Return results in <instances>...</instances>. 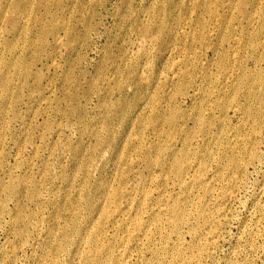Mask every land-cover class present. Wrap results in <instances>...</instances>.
Listing matches in <instances>:
<instances>
[{"label":"rangeland","instance_id":"1","mask_svg":"<svg viewBox=\"0 0 264 264\" xmlns=\"http://www.w3.org/2000/svg\"><path fill=\"white\" fill-rule=\"evenodd\" d=\"M162 25H164L163 30L160 29ZM263 25L264 0H0V76L2 75L0 77V264L4 262V264H34L35 260V264H88L87 255L90 258L96 257L94 260L104 258L102 260L105 264H111V258L123 250L122 240L124 242L129 238L130 231H132L133 239V259L129 264H141L143 261L151 259L152 250L156 248L157 244L158 247H161L162 244V247L179 245L188 248L198 244L199 241L206 253L203 255L202 264H264ZM146 60L147 62H145ZM11 62L16 65L11 66L9 64ZM4 73L6 75H3ZM174 75H177L176 78ZM241 76H246V81L242 80ZM1 78L5 80V83ZM251 87H254V90L251 91ZM3 100L8 101L4 103ZM5 104L6 107H4ZM201 106L203 107L201 108ZM245 110L250 112V116H247ZM160 111L163 113L161 114ZM197 119H200L201 122ZM198 122L201 123L200 126ZM103 123H106L105 126ZM9 124H12L11 128ZM90 134L92 135L90 136ZM34 136L36 137L34 138ZM191 136L192 139H190ZM194 138L196 139L194 140ZM164 139H166L165 142ZM8 141L10 142L8 143ZM29 143L31 144L29 145ZM32 148L33 150H31ZM161 148L163 152L160 150ZM145 151L149 154L147 155ZM185 153L187 154L186 171L181 182L176 173V165L180 155ZM30 159L32 160L30 161ZM83 162L86 164L83 165ZM107 165L111 168V172ZM72 166L75 171H72ZM120 166L123 171L119 169ZM241 166L242 168H240ZM126 168L130 173L126 171ZM43 174H46V177ZM214 174L216 175L214 176ZM3 175L4 177H2ZM69 175L72 177H68ZM31 176L33 181H31ZM145 176L150 180L145 179ZM193 176L200 178L203 183L201 185L193 183ZM106 177H109L110 180ZM131 177L135 180H130ZM189 180L191 181L189 182ZM107 181L109 182L107 183ZM136 181L140 182V185L136 184ZM119 183L122 185L120 186ZM28 185L30 188L27 187ZM48 187H51V190ZM34 188L36 189L34 190ZM123 188L124 190H122ZM153 189L154 192L150 193ZM47 190L51 192L49 193ZM212 190L214 191L212 192ZM56 191L58 192L56 193ZM145 191L147 192L145 193ZM45 192L49 194L45 195ZM113 192L116 193V196H120L116 198L115 194L112 195ZM84 193L85 195H83ZM128 194L129 196H127ZM34 195L37 200L34 199ZM112 196H115V199ZM198 197L199 200H197ZM11 199L12 203L9 202ZM6 205H9V210ZM175 205L185 208L186 213L185 222L182 224L181 233L178 236L170 232L168 223L171 217L169 208ZM71 206L76 210L71 209ZM164 207L165 209H162ZM218 207L220 208L219 212ZM208 208H210L209 211ZM3 210L5 211L3 212ZM123 211L127 212L124 214ZM151 211L155 212L154 215L157 219L159 218L158 222L162 226V231L171 233H169L171 236H168L163 243H154V247L148 245L146 239L136 240L135 238L140 234V230L134 226V221L139 220L143 224H147L150 222V217L154 216ZM118 213L121 214L119 218H117ZM200 213L211 216V220H205L203 214ZM12 216L14 217L12 218ZM65 216L69 217L66 219ZM39 225L40 227H38ZM117 226L120 227L118 230ZM81 228L83 230H80ZM85 230H88L87 233L97 234L99 250L90 252L89 245L85 246L82 243V237L86 234ZM80 231L82 232L79 233ZM194 231L196 233L201 231L202 236L196 237ZM61 234L63 237L60 236ZM37 235L38 237H36ZM241 237L242 240H240ZM47 238L49 241H46ZM215 240L218 241L215 242ZM24 241L27 242L24 243ZM102 243H105V246ZM41 245H44V248ZM50 248H53V251ZM4 250L6 251L4 252ZM43 252L46 255L49 253L48 257ZM73 253L75 255L71 256ZM35 256L39 259L37 260ZM10 257H12L11 260ZM56 259H60L61 262Z\"/></svg>","mask_w":264,"mask_h":264},{"label":"bare ground","instance_id":"2","mask_svg":"<svg viewBox=\"0 0 264 264\" xmlns=\"http://www.w3.org/2000/svg\"><path fill=\"white\" fill-rule=\"evenodd\" d=\"M143 1H144V0H143ZM260 1H261V0H260ZM259 3H260V2H259ZM257 10H258V9H257ZM161 12H162V11H161ZM30 13H31V12H30ZM183 13H184V12H183ZM235 13H236V12H235ZM6 15H7V14H6ZM145 16H146V15H145ZM255 16H256V15H255ZM260 16H261V15H260ZM192 18H193V17H192ZM214 22H215V21H214ZM156 23H157V22H156ZM185 23H186V22H185ZM150 24H151V23H150ZM187 24H188V23H187ZM217 24H218V23H217ZM163 26H164V25H162V26L160 27L161 30L164 29ZM263 26H264V25H263ZM151 27H152V25H151ZM152 28H153V27H152ZM187 28H188V27H187ZM149 29H150V28H149ZM176 29H177V28H176ZM151 30H152V29H151ZM127 31H128V30H127ZM26 32H27V31H26ZM130 36H131V35H130ZM133 36H134V34H133ZM182 37H183V36H182ZM9 38H10V37H9ZM12 38H14V37H12ZM254 39H255V38H254ZM1 40H2V39H1ZM9 41H10V39H9ZM11 41H12V40H11ZM141 41H142V40H141ZM144 42H145V41H144ZM233 43H234V42H233ZM149 44H150V43H149ZM238 44H239V41H238ZM140 45H141V44H139V46H140ZM154 46H155V45H154ZM252 46H253V45H252ZM140 47H141V46H140ZM140 47H139V48H140ZM144 47H145V46H144ZM149 47L151 48L150 45H149ZM182 48H183V47H182ZM234 49H235V48H234ZM138 51H139V50H138ZM170 51H171V50H170ZM209 51H210V50H209ZM176 52H177V51H176ZM7 53H8V52H7ZM172 53H173V52H172ZM240 53H241V52H240ZM152 54H153V53H152ZM174 54H175V53H174ZM133 55H134V54H133ZM183 56H184V55H183ZM57 57H58V56H57ZM41 58H42V57H41ZM176 58H177V57H176ZM180 58H181V57H180ZM167 59H168V57H167ZM169 59H170V57H169ZM154 60H155V59H154ZM178 60H180V59H178ZM214 61H215V60H214ZM145 62H147V60H146ZM9 64H10L11 66H15V65H16L14 62H11V63H9ZM164 64H165V63H164ZM145 65H146V63H145ZM146 66H147V65H146ZM203 66H204V65H203ZM215 66H216V65H215ZM163 67H164V66H163ZM165 67H166V66H165ZM171 70H172V69H171ZM235 70H236V69H235ZM236 71H237V70H236ZM106 72H107V71H106ZM208 72H209V71H208ZM229 72H230V71H229ZM1 73H2V72H1ZM177 74H178V73H177ZM3 75H6V74L4 73ZM169 75H170V74H169ZM1 76H2V75H1ZM1 76H0V77H1ZM174 76H175V75H174ZM174 76H173V77H174ZM176 76H177V75H176ZM176 76H175V78H176ZM6 77H7V76H6ZM229 77H230V76H229ZM3 78H4V77H3ZM7 78H8V77H7ZM220 78H221V77H220ZM232 78H233V77H232ZM1 79H2V78H1ZM26 79H27V78H26ZM35 79H36V78H35ZM201 79H202V78H201ZM208 79H209V78H208ZM241 79L246 81V76H241ZM2 80H3V79H2ZM130 80H131V79H130ZM130 80H129V81H130ZM161 80H162V79H161ZM167 80H168V79H167ZM192 80H193V79H192ZM4 81H5V80H3V82H4ZM25 81H26V80H25ZM30 81H31V80H30ZM219 81H220V80H219ZM223 81H224V80H223ZM94 82H95V81H94ZM96 82H98V81L96 80ZM163 82H164V81H163ZM1 83H2V81H1ZM4 83H5V82H4ZM6 83H7V82H6ZM10 83H11V82H10ZM24 83H25V82H24ZM22 84H23V83H22ZM131 84H132V83H131ZM1 85H2V84H1ZM25 85H26V84H25ZM57 86H58V85H57ZM0 87H1V86H0ZM53 87H54V86H53ZM78 87H79V86H78ZM210 87H211V86H210ZM228 87H229V86H228ZM228 87H227V88H228ZM21 88H22V87H21ZM26 88H27V87H26ZM1 89H2V88H1ZM23 89H24V88H23ZM129 89H131V88H129ZM262 89H263V88H262ZM5 90H7V89H5ZM252 90H254V87H251V91H252ZM0 91H1V90H0ZM2 91H3V90H2ZM22 91H24V90H22ZM99 91H100V88H99ZM127 91H128V90H127ZM151 91H152V90H151ZM153 92H154V91H153ZM160 92H161V91H160ZM179 92H180V91H179ZM213 92H214V91H213ZM4 93H6V92H4ZM23 93H24V92H23ZM46 93H47V92H46ZM176 93H177V92H176ZM2 94H3V93H2ZM99 94H100V93H99ZM178 94H179V93H178ZM195 94H196V93H195ZM0 95H1V93H0ZM32 95H33V94H32ZM37 95H38V94H37ZM37 95H36V96H37ZM175 95H176V94H175ZM217 95H218V94H217ZM159 96H160V95H159ZM166 96H167V95H166ZM0 97H1V96H0ZM106 97H107V96H106ZM174 97H175V96H174ZM7 98H8V96H7ZM94 98H95V97H94ZM166 98H167V97H166ZM4 99H5V98H4ZM8 99H9V98H8ZM149 99H150V98H149ZM159 99H160V98H159ZM161 100H163V99H161ZM164 100H165V99H164ZM209 100H210V99H209ZM1 101H2V100H1ZM3 101H4V100H3ZM5 101H8V100H5ZM5 101H4V103H5ZM36 101H37V100H36ZM38 101H39V99H38ZM38 101H37V102H38ZM79 101H80V100H79ZM15 102H17V101H15ZM15 102H13V103H15ZM82 102H83V101H82ZM106 102H107V101H106ZM161 102H162V101H161ZM220 102H221V101H220ZM0 103H1V102H0ZM63 103H64V102H63ZM84 103H85V102H84ZM84 103H83V104H84ZM100 103H101V102H100ZM146 103H147V102H146ZM158 103H159V102H158ZM221 103H222V102H221ZM2 104H3V103H2ZM2 104H1V105H2ZM107 104H108V103H107ZM209 104H210V103H209ZM17 105H18V104H17ZM42 105H43V104H42ZM161 105H162V104H161ZM179 105H180V104H179ZM179 105H178V107H180ZM211 105H212V104H211ZM263 105H264V104H263ZM158 106H159V105H158ZM233 106H234V105H233ZM2 107H3V106H2ZM2 107H1V108H2ZM4 107H6V104L4 105ZM102 107H103V106H102ZM161 107H162V106H161ZM202 107H203V106H201V108H202ZM228 107H229V106H228ZM263 107H264V106H263ZM99 108H100V107H99ZM150 108H151V107H150ZM173 108H175V107H173ZM207 108H208V107H207ZM51 109H52V108H51ZM62 109H63V108H62ZM102 109H103V108H102ZM158 109H159V108H158ZM160 109H161V108H160ZM165 109H166V108H165ZM209 109H210V108H209ZM149 110H150V109H149ZM173 110H174V109H173ZM178 110H179V109H178ZM24 111H26V110H24ZM97 111H98V110H97ZM157 111H158V110H157ZM245 111H246L247 116H250V112H249L248 110H245ZM0 112H1V110H0ZM160 112H161V114L163 113L162 111H160ZM165 112H166V111H165ZM170 112H171V114L173 115L172 111H170ZM170 112H169V116H170ZM190 112H191V111H190ZM60 113H61V112H60ZM100 113H101V112H100ZM156 113H157V112H156ZM205 113H206V112H205ZM210 113H211V112H210ZM0 114H1V113H0ZM24 114H25V113H24ZM158 114H160V113H158ZM179 114H180V113H179ZM17 115H18V114H17ZM31 115H32V114H31ZM97 115H98V114H97ZM124 115H126V114H124ZM172 115H171V116H172ZM195 115H196V114H195ZM233 115H234V114H233ZM23 116H24V115H23ZM38 116H39V114H38ZM38 116H37V117H38ZM40 116H41V115H40ZM137 116H138V115H137ZM154 116H155V114H154ZM162 116H163V115H162ZM175 116H176V115H175ZM206 116H207V115H206ZM30 117H31V116H30ZM93 117H94V116H93ZM101 117H102V116H101ZM152 117H153V116H152ZM199 117H200V116H199ZM204 117H205V116H204ZM25 118H26V117H25ZM43 118H44V117H43ZM156 118H157V116H156ZM176 118H177V117H176ZM191 118H192V117H191ZM197 118H198V117H197ZM2 119H3V118H2ZM22 119H23V118H22ZM33 119H34V118H33ZM55 119H56V118H55ZM92 119H94V118H92ZM164 119H165V118H164ZM205 119H206V117H205ZM213 119H214V118H213ZM213 119H212V120H213ZM8 120H9V119H8ZM189 120H190V119H189ZM193 120H194V119H193ZM197 120H200V119H197ZM11 121H12V120H11ZM18 121H19V120H18ZM32 121H33V120H32ZM64 121H65V120H64ZM147 121H148V120H147ZM156 121L158 122V120H156ZM194 121H195V120H194ZM206 121H207V119H206ZM0 122H1V121H0ZM27 122H28V121H27ZM92 122H94V121H92ZM112 122H114V121H112ZM119 122H121V121H119ZM168 122H169V121H168ZM184 122H186V121H184ZM188 122H190V121H188ZM199 122H201V120H200ZM199 122H198V125L200 126L201 123L199 124ZM202 122H203V121H202ZM10 123H11V122H10ZM150 123H151V122H150ZM190 123H191V122H190ZM192 123H193V122H192ZM7 124H8V123H7ZM7 124H6V125H7ZM91 124H94V123H91ZM103 124H104V123H103ZM105 124H106V123H105ZM105 124H104V126H105ZM143 124H144V123H143ZM153 124H154V123H153ZM162 124H163V123H162ZM172 124H173V123H172ZM172 124H171V125H172ZM188 124H189V123H188ZM194 124H195V122H194ZM194 124H193V125H194ZM202 124H203V123H202ZM11 125H12V124H11ZM11 125L9 124V127H10ZM52 125H53V123H52ZM155 125H156V124H155ZM157 125H158V124H157ZM193 125H192V127H193ZM48 126H49V125H48ZM50 126H51V125H50ZM93 126H94V125H93ZM97 126H98V124H97ZM136 126H137V124H136ZM142 126H144V125H142ZM177 126H179V125L177 124ZM199 126H198V127H199ZM11 127H12V126H11ZM11 127H10V128H11ZM62 127H63V126H62ZM86 127H87V125H86ZM91 127H92V126H91ZM102 127H103V126H102ZM201 127H202V126H201ZM203 127H204V126H203ZM29 128H30V127H29ZM47 128H48V127H47ZM47 128H46V129H47ZM70 128H71V127H70ZM75 128H76V127H75ZM79 128H80V127H79ZM79 128H78V130H79ZM87 128H88V127H87ZM93 128H94V127H93ZM103 128H104V127H103ZM162 128H163V127H162ZM171 128H172V127H171ZM171 128H170V129H171ZM173 128H174V126H173ZM187 128H188V127H187ZM187 128H186V129H187ZM193 128H194V127H193ZM209 128H210V127H209ZM72 129H73V127H72ZM101 129H102V128H101ZM104 129H106V128H104ZM151 129H152V128H151ZM174 129H175V128H174ZM190 129H191V128H190ZM49 130H50V129H49ZM93 130H95V129H93ZM134 130H135V129H134ZM155 130H156V129H155ZM158 130H159V129H158ZM172 130H173V129H172ZM183 130H184V129H183ZM188 130H189V128H188ZM188 130H187V131H188ZM1 131H2V130H1ZM6 131H7V130H6ZM71 131H72V130H71ZM87 131H88V130H87ZM87 131H86V132H87ZM96 131H97V129H96ZM102 131H103V130H102ZM129 131H131V130H129ZM187 131H186V132H187ZM189 131H190V130H189ZM189 131H188V133H189ZM202 131H203V130H202ZM7 132H8V131H7ZM7 132H6V133H7ZM12 132H13V131H12ZM12 132H11V133H12ZM45 132H47V131L45 130ZM48 132H49V131H48ZM88 132H89V131H88ZM90 132L92 133V130H91ZM93 132H94V131H93ZM118 132H119V131H118ZM172 132H173V131H172ZM172 132H171V133H172ZM181 132H182V131H181ZM195 132H196V129H195ZM43 133H44V131H43ZM95 133H96V132H95ZM98 133H99V132L97 131V134H98ZM101 133H102V132H101ZM131 133H132V132H131ZM201 133H202V132H201ZM204 133H205V132H204ZM206 133H207V132H206ZM208 133H209V132H208ZM8 134H9V133H8ZM74 134H75V133H74ZM157 134H159V133H157ZM166 134H167V131H166ZM173 134H174V133H173ZM191 134H192V132H191ZM216 134H217V133H216ZM232 134H233V133H232ZM45 135H46V133H45ZM60 135H61V133H60ZM62 135H63V134H62ZM75 135H76V134H75ZM91 135H92V134H90V136H91ZM103 135H104V134H103ZM105 135H106V134H105ZM115 135H116V134H115ZM155 135H156V134H155ZM177 135H178V134H177ZM181 135H182V133H181ZM195 135H196V133H195ZM31 136H32V135H31ZM64 136H65V135H64ZM72 136H73V135H72ZM106 136H107V135H106ZM131 136H133V135L131 134ZM166 136H167V135H166ZM193 136H194V133H193ZM201 136H202V135H201ZM204 136H205V135H204ZM216 136H217V135H216ZM226 136H227V135H226ZM4 137H5V136H4ZM6 137H7V136H6ZM35 137H36V136H34V138H35ZM52 137H53V136H52ZM58 137H59V135H58ZM99 137H100V135H99ZM101 137H102V135H101ZM136 137H137V136H136ZM152 137H153V136H152ZM152 137H151V138H152ZM195 137H196V136H195ZM253 137H254V136H253ZM1 138H2V137H1ZM8 138H9V137H8ZM8 138H7V139H8ZM38 138H39V137H38ZM62 138H63V137H62ZM154 138H155V137H154ZM156 138H157V137H156ZM159 138H160V137H159ZM170 138H172V136H170ZM187 138H188V137H187ZM206 138H207V137H206ZM229 138H230V137H229ZM50 139H51V138H50ZM66 139H68V138H66ZM91 139H92V138H91ZM175 139H176V138H175ZM190 139H192V136H191ZM190 139H189V140H190ZM195 139H196V138H194V140H195ZM240 139H241V138H240ZM240 139H239V140H240ZM245 139H246V138H245ZM1 140H2V139H1ZM9 140L11 141V139H9ZM46 140H47V139H46ZM61 140H62V139H61ZM71 140H72V139H71ZM104 140H105V139H104ZM129 140H130V139H129ZM129 140H128V142H129ZM140 140H141V139H140ZM143 140H144V139H143ZM165 140H166V139H164V142H165ZM173 140H174V139H173ZM187 140H188V139H187ZM10 141H8V143H9ZM59 141H60V140H59ZM83 141H84V140H83ZM97 141H98V140H97ZM97 141H96V144H97ZM130 141H131V140H130ZM145 141H146V140H145ZM153 141H154V140H153ZM0 142H1V141H0ZM31 142H32V141H31ZM34 142H35V141H34ZM46 142H47V141H46ZM68 142H69V141H68ZM72 142H73V141H72ZM128 142H127V143H128ZM132 142H133V141H132ZM136 142H137V141H136ZM146 142H147V141H146ZM178 142H179V141H178ZM5 143H6V142H5ZM36 143H37V142H36ZM42 143H43V142H42ZM65 143H66V142H65ZM74 143H75V142H74ZM98 143H99V142H98ZM100 143H101V141H100ZM100 143H99V144H100ZM133 143H134V142H133ZM133 143H132V144H133ZM139 143H140V142H139ZM153 143H155V142H153ZM157 143H158V142H157ZM157 143H156V144H157ZM160 143H161V142H160ZM30 144H31V143H29V145H30ZM49 144H50V143H49ZM61 144H62V142H61ZM99 144H98V145H99ZM103 144H104V143H103ZM149 144H150V143H149ZM169 144H170V143H169ZM172 144H173V143H172ZM175 144H176V143H175ZM0 145H1V144H0ZM7 145H8V144H7ZM21 145H22V144H21ZM21 145H19V146H21ZM59 145H60V144H59ZM62 145H63V144H62ZM66 145H67V144H66ZM100 145H101V144H100ZM145 145H146V144H145ZM153 145H155V144H153ZM157 145H158V144H157ZM163 145H165V144H163ZM236 145H237V144H236ZM25 146H26V145H25ZM35 146H36V145H35ZM71 146H72V145H71ZM92 146H93V145H92ZM94 146H95V145H94ZM161 146H162V144H161ZM165 146H166V145H165ZM205 146H206V145H205ZM239 146H240V145H239ZM33 147H34V146H33ZM51 147H52V145H51ZM55 147H56V145H55ZM55 147H54V148H55ZM99 147H100V146H99ZM115 147H116V146H115ZM140 147H141V146H140ZM142 147H143V146H142ZM150 147H151V146H150ZM163 147H164V146H163ZM169 147H170V146H169ZM24 148H26V147H24ZM27 148H28V147H27ZM27 148H26V149H27ZM48 148H49V147H48ZM54 148H53V149H54ZM57 148H58V147H57ZM68 148H69V147H68ZM90 148H91V146H90ZM95 148H96V147H95ZM97 148H98V147H97ZM126 148H127V147H126ZM148 148H149V147H148ZM151 148H152V147H151ZM153 148H154V147H153ZM155 148H156V146H155ZM166 148H167V147H166ZM211 148H212V147H211ZM21 149H22V148H21ZM117 149H118V148H117ZM128 149H129V148H128ZM191 149H192V147H191ZM191 149H190V150H191ZM24 150H25V149H24ZM31 150H33V148H32ZM54 150H55V149H54ZM57 150H58V149H57ZM89 150H90V149H89ZM125 150H126V149H125ZM142 150H143V149H142ZM150 150H151V149H150ZM160 150L162 151V148H161ZM160 150H159V151H160ZM172 150H173V149H172ZM186 150H187V149H186ZM26 151H27V150H26ZM26 151H25V152H26ZM29 151H30V150H29ZM61 151H62V150H61ZM70 151H71V150H70ZM95 151H96V149H95ZM97 151H98V150H97ZM136 151H137V150H136ZM146 151H147V150H146ZM146 151H145V152H146ZM151 151H152V150H151ZM153 151H154V150H153ZM179 151H180V150H179ZM23 152H24V151H23ZM31 152H32V151H31ZM31 152H30V153H31ZM52 152H54V151L52 150ZM57 152H58V151H57ZM57 152H56V153H57ZM62 152H63V151H62ZM145 152H144V154H145ZM162 152H163V151H162ZM210 152H212V151H210ZM234 152H235V151H234ZM247 152H248V151H247ZM0 153H1V152H0ZM2 153H3V152H2ZM20 153H21V151H20ZM28 153H29V152H28ZM39 153H40V152H39ZM45 153H46V152H45ZM96 153H97V152H96ZM96 153H94V154H96ZM129 153H130V150H129ZM129 153H128V154H129ZM134 153H135V152H134ZM136 153H138V152H136ZM146 153H147V155L149 154L148 152H146ZM173 153H175V152H173ZM179 153H180V152H179ZM200 153H201V152H200ZM23 154H24V153H23ZM105 154H106V153H105ZM115 154H116V153H115ZM125 154H126V153H125ZM125 154H124V155H125ZM176 154H177V153H176ZM198 154H199V153H198ZM238 154H239V153H238ZM241 154H242V153H241ZM42 155H43V154H42ZM112 155H113V154H112ZM142 155H143V154H142ZM189 155H190V154H189ZM235 155H236V154H235ZM0 156H1V155H0ZM32 156H33V154H32ZM50 156H51V155H50ZM53 156H54V154H53ZM55 156H56V155H55ZM91 156H92V155H91ZM132 156H133V155H132ZM143 156H144V155H143ZM159 156H160V155H159ZM180 156H181V157H180V159L178 160L179 162H178L177 165H176V173H177V176L179 177V180L182 182V180H183V175H184V173H185V171H186V169H185V168H186V167H185V164H186L185 160H186V158H187V154L185 153V154H182V155H180ZM201 156H202V155H201ZM239 156H240V155H239ZM241 156H242V155H241ZM22 157H23V156H22ZM92 157H93V156H92ZM104 157H105V155H104ZM112 157H113V156H112ZM114 157H115V156H114ZM116 157H117V156H116ZM152 157H153V156H152ZM177 157H178V155H177ZM193 157H194V156H193ZM195 157H196V156H195ZM234 157H235V156H234ZM18 158H20V157H18ZM30 158H31V157H30ZM52 158H53V157H52ZM101 158H102V157H101ZM105 158H106V157H105ZM124 158H125V157H124ZM139 158H140V157H139ZM142 158H143V157H142ZM160 158H161V157H160ZM166 158H167V157H166ZM174 158H175V157H174ZM197 158H198V157H197ZM197 158H196V159H197ZM241 158H242V157H241ZM27 159H28V158H27ZM34 159H35V158H34ZM50 159H51V158H50ZM67 159H68V158H67ZM89 159H90V158H89ZM92 159H93V158H92ZM97 159H98V158H97ZM102 159H103V158H102ZM129 159H130V158H129ZM132 159H133V158H132ZM145 159H146V158H145ZM176 159H177V158H176ZM176 159H175V160H176ZM208 159H209V157H208ZM214 159H215V158H214ZM31 160H32V159H30V161H31ZM82 160H83V159H82ZM93 160H95V158H94ZM116 160H117V158H116ZM133 160H134V159H133ZM136 160H137V159H136ZM149 160H151V159H149ZM156 160H157V158H156ZM169 160H170V159H169ZM173 160H174V159H173ZM175 160H174V161H175ZM189 160H190V159H189ZM216 160H218V159H216ZM220 160H221V159H220ZM220 160H219V162H220ZM243 160H244V159H243ZM24 161H25V160H24ZM26 161H27V160H26ZM51 161H52V160H51ZM88 161H89V160H88ZM88 161H87V162H88ZM113 161H114V160H113ZM117 161H118V160H117ZM117 161H116V162H117ZM127 161H128V160H127ZM131 161H132V160H131ZM158 161H159V159H158ZM174 161H173V162H174ZM197 161H198V160H197ZM205 161H206V160H205ZM241 161H242V160H241ZM1 162H2V161H1ZM16 162H17V161H16ZM16 162H15V163H16ZM21 162H22V161H21ZM91 162H92V161H91ZM93 162H94V161H93ZM133 162H134V161H133ZM133 162H132V163H133ZM141 162H142V161H141ZM152 162H153V161H152ZM160 162H161V161H160ZM162 162H163V161H162ZM194 162H195V161H194ZM219 162H218V163H219ZM17 163H18V162H17ZM23 163H24V162H23ZM40 163H41V162H40ZM49 163H50V162H49ZM54 163H55V162H54ZM69 163H70V162H69ZM72 163H73V162H72ZM72 163H71V164H72ZM99 163H100V162H99ZM139 163H140V162H139ZM139 163H138V164H139ZM146 163H147V162H146ZM148 163H149V162H148ZM155 163H156V162H155ZM188 163H189V162H188ZM200 163H201V162H200ZM218 163H217V164H218ZM238 163H239V162H238ZM240 163H241V162H240ZM244 163H245V162H244ZM59 164H60V163H59ZM65 164H66V163H65ZM84 164H86V162H85V163L83 162V165H84ZM95 164H96V162H95ZM113 164H116V163L113 162ZM151 164H152V163H151ZM205 164H206V163H205ZM212 164H213V163H212ZM241 164H242V163H241ZM3 165H4V163H3ZM3 165H2V166H3ZM20 165H21V163H20ZM47 165H48V164H47ZM47 165H46V166H47ZM49 165H50V164H49ZM80 165H81V164H80ZM98 165H99V164H98ZM128 165L131 166V164H128ZM171 165H172V164H171ZM221 165H222V164H221ZM221 165H220V166H221ZM229 165H230V164H229ZM18 166H19V165H18ZM23 166H24V164H23ZM23 166H22V167H23ZM27 166H28V165H27ZM46 166H45V167H46ZM76 166H77V165H76ZM86 166L88 167V165H86ZM86 166H85V167H86ZM121 166H122V165H121ZM121 166H120L119 169H121ZM141 166H142V164H141ZM144 166H145V165H144ZM148 166H149V165H148ZM162 166H163V165H162ZM174 166H175V165H174ZM195 166H196V165H195ZM212 166H213V165H212ZM13 167H14V166H13ZM15 167H16V166H15ZM19 167H20V166H19ZM24 167H25V166H24ZM50 167H51V166H50ZM54 167H55V166H54ZM54 167H53V168H54ZM80 167L82 168V166H80ZM83 167H84V166H83ZM90 167H91V165H90ZM90 167H89V168H90ZM107 167H108V165H107ZM136 167H139V166H136ZM150 167H151V166H150ZM150 167H149V169H150ZM156 167H157V165H156ZM192 167H193V166H192ZM200 167H201V166H200ZM208 167H209V166H208ZM217 167H218V166H217ZM231 167H232V166H231ZM4 168H5V167H4ZM33 168H34V167H33ZM33 168H32V169H33ZM95 168H96V167H95ZM98 168H99V167H98ZM108 168H109V167H108ZM129 168H131V167H129ZM143 168H144V167H143ZM152 168H153V167H152ZM166 168H167V167H166ZM194 168H195V167H194ZM212 168H213V167H212ZM219 168H220V167H219ZM240 168H242V166H241ZM243 168H244V167H243ZM1 169H2V168H1ZM13 169H14V168H13ZM30 169H31V168H30ZM30 169H29V170H30ZM72 169H73V170H72ZM72 169H71L72 171H75V170H74V166H72ZM109 169H110V172H111V168H109ZM126 169H127V168H126ZM132 169H134V168H132ZM164 169H165V167H164ZM174 169H175V167H174ZM202 169H203V168H202ZM21 170H22V168H21ZM23 170H25V169L23 168ZM34 170H35V169H34ZM71 170H70V171H71ZM77 170H78V168H77ZM86 170H87V169H86ZM121 170L123 171V169H121ZM136 170H137V169H136ZM136 170H134V171H136ZM142 170H143V169H142ZM153 170H154V169H153ZM196 170H197V169H196ZM207 170H208V169H207ZM211 170H212V169H211ZM16 171H17V170H16ZM19 171H20V170H19ZM50 171H51V170H50ZM58 171H59V170H58ZM80 171H81V170H80ZM80 171H79V172H80ZM83 171H84V170H83ZM83 171H82V172H83ZM91 171H92V170H91ZM126 171L129 172L128 169H127ZM138 171H139V170H138ZM146 171H147V170H146ZM5 172H6V171H5ZM67 172H68V171H67ZM79 172H78V173H79ZM88 172H89V170H88ZM118 172H119V171H118ZM131 172H132V171H131ZM147 172H148V171H147ZM167 172H169V171H167ZM190 172H191V170H190ZM207 172H209V171H207ZM226 172H227V171H226ZM2 173H3V171H2ZM12 173H13V172H12ZM12 173H11V174H12ZM22 173H23V172H22ZM28 173H29V172H28ZM28 173H27V174H28ZM84 173H85V172H84ZM90 173H91V172H90ZM113 173H114V172H113ZM122 173H124V172H122ZM129 173H130V172H129ZM132 173H133V172H132ZM176 173H175V174H176ZM192 173H193V172H192ZM194 173H195V171H194ZM198 173H199V171H198ZM205 173H206V171L204 172V174H205ZM223 173H224V172H223ZM3 174H4V173H3ZM27 174H26V175H27ZM61 174H62V173H61ZM82 174H83V173H82ZM88 174H89V173H88ZM92 174H93V173H92ZM109 174H111V173H109ZM116 174H117V173L115 172V175H116ZM119 174H120V173H119ZM124 174H125V173H124ZM135 174H136V173H135ZM141 174H142V173H141ZM146 174H148V173H146ZM149 174H150V173H149ZM160 174H161V173H160ZM187 174H188V173H187ZM209 174H210V173H209ZM230 174H231V173H230ZM0 175H1V174H0ZM21 175H22V174H21ZM34 175H35V174H34ZM34 175H33V176H34ZM43 175H44V174H43ZM45 175H46V174H45ZM45 175H44V176H45ZM80 175H81V172H80ZM112 175H113V174H112ZM127 175H128V174H127ZM143 175H144V174H143ZM158 175H159V174H158ZM162 175H163V174H162ZM207 175H208V174H207ZM215 175H216V174H214V176H215ZM5 176H6V175H5ZM12 176H14V175H12ZM35 176H36V175H35ZM35 176H34V177H35ZM77 176H78V175H77ZM106 176H107V175H106ZM116 176H117V175H116ZM121 176H122V175H121ZM121 176H120V178H122ZM135 176H136V175H135ZM139 176H140V175H139ZM163 176H164V175H163ZM166 176H167V175H166ZM174 176H175V175H174ZM187 176H188V175H187ZM187 176H186V177H187ZM2 177H4V175H3ZM6 177H7V176H6ZM45 177H46V176H45ZM68 177H72V176L69 175ZM104 177H105V175H104ZM104 177H103V178H104ZM137 177H138V176H137ZM149 177H150V175H149ZM149 177L147 178V177L145 176V179L147 178V180H150ZM158 177H159V176H158ZM158 177H157V179H158ZM168 177H169V176H168ZM193 177H194V176H193ZM12 178H13V177H12ZM32 178H33V177L31 176V181H33ZM40 178H41V177H40ZM40 178H39V179H40ZM57 178H59V177H57ZM62 178H63V177H62ZM92 178H93V176H92ZM106 178L109 179V177H106ZM117 178H118V177H117ZM127 178H128V177H127ZM131 178H132V177H131ZM140 178H141V177H140ZM153 178H154V177H153ZM153 178H152V179H153ZM160 178H161V177H160ZM170 178H171V177H170ZM188 178H189V177H188ZM202 178H203V177H202ZM208 178H209V177H208ZM208 178H207V179H208ZM25 179H26V178H25ZM25 179H24V180H25ZM41 179H43V178H41ZM94 179H95V178H94ZM145 179H144V180H145ZM152 179H151V180H152ZM204 179H205V178H204ZM217 179H218V178H217ZM217 179H216V180H217ZM1 180H2V179H1ZM17 180H18V178H17ZM46 180H47V179H46ZM51 180H53V179H51ZM64 180H65V179H64ZM67 180H69V179H67ZM77 180H78V179H77ZM86 180H87V179H86ZM105 180H107V179H105ZM105 180H104V181H105ZM109 180H110V179H109ZM130 180H133V178L130 179ZM134 180H135V179H134ZM134 180H133V181H134ZM136 180H137V178H136ZM138 180H139V179H138ZM155 180H156V179H155ZM224 180H225V179H224ZM37 181H38V180H37ZM40 181H41V180H40ZM70 181H72V180H70ZM70 181H69V182H70ZM104 181H103V182H104ZM114 181H115V179H114ZM119 181H120V179H119ZM158 181H159V179H158ZM168 181H169V180H168ZM190 181H191V180H189V182H190ZM192 181H193V183H195V184H199V185H201V184L203 183V181H202L200 178H198V177H197V178L194 177V179H193ZM212 181H213V180H212ZM220 181H221V180H220ZM7 182H8V181H7ZM15 182H16V181H15ZM24 182H25V181H24ZM44 182H45V180H44ZM62 182H63V181H62ZM65 182H66V181H65ZM74 182H75V181H74ZM79 182H80V181H79ZM108 182H109V181H107V183H108ZM136 182H137V181H136ZM153 182H154V181H153ZM162 182H163V181H162ZM181 182H180V183H181ZM185 182H186V180H185ZM205 182H207V181H205ZM209 182H210V181H209ZM2 183H4V182H2ZM13 183H14V182H13ZM16 183H17V182H16ZM38 183H39V182H38ZM52 183H53V182H52ZM59 183H60V182H59ZM76 183H77V182H76ZM76 183H75V185H76ZM86 183H87V181H86ZM93 183H94V182H93ZM139 183H140V182H139ZM139 183L137 182L136 184H139ZM141 183H142V182H141ZM145 183H146V182H145ZM167 183H168V182H167ZM169 183H170V182H169ZM169 183H168V184H169ZM172 183H173V185H174V181H173ZM186 183H187V182H186ZM4 184H5V183H4ZM11 184H12V183H11ZM64 184H65V183H64ZM69 184H70V183H69ZM109 184H110V183H109ZM119 184H120V183H119ZM130 184H131V183H130ZM136 184H135V185H136ZM152 184H153V183H152ZM175 184H176V183H175ZM183 184H184V183H183ZM187 184H188V183H187ZM187 184H186V185H187ZM212 184H213V183H212ZM226 184H227V183H226ZM226 184H225V185H226ZM231 184H232V183H231ZM7 185H8V184H7ZM17 185H18V184H17ZM55 185H56V184H55ZM60 185H61V184H60ZM70 185H71V184H70ZM70 185H69V186H70ZM84 185H85V182H84ZM92 185H93V184H92ZM114 185H115V184H114ZM121 185H122V183L120 184V186H121ZM135 185H134V186H135ZM139 185H140V184H139ZM141 185H142V184H141ZM160 185H161V184H160ZM177 185H178V184H177ZM186 185H185V186H186ZM190 185H191V184H190ZM204 185H205V184H204ZM207 185H209V184H207ZM210 185H211V183H210ZM4 186H5V185H4ZM4 186H3V187H4ZM61 186H62V185H61ZM63 186H65V185H63ZM67 186H68V185H67ZM67 186H65V187H67ZM69 186H68V187H69ZM77 186H79V185H77ZM111 186H113V185H111ZM111 186H110V187H111ZM118 186H119V185H118ZM130 186H131V185H130ZM149 186H150V185H149ZM171 186H172V185H171ZM181 186H183L182 183H181ZM211 186H212V185H211ZM235 186H236V184H235ZM23 187H24V186H23ZM27 187H29V185H28ZM37 187H39V185H37ZM54 187H55V186H54ZM74 187H75V186H74ZM82 187H83V185H82ZM128 187H129V186H128ZM128 187H127V189H128ZM157 187H158V186H157ZM168 187H169V185H168ZM192 187H193V186H192ZM203 187H205V186H203ZM203 187H201V188H203ZM207 187H208V186H207ZM1 188H2V187H1ZM6 188H8V187H6ZM17 188H18V187H17ZM29 188H30V187H29ZM48 188H49V187H48ZM50 188H51V187H50ZM50 188H49V190H51ZM58 188H59V187H58ZM72 188H73V187H72ZM75 188H76V187H75ZM79 188H80V187H79ZM83 188H84V187H83ZM129 188H130V187H129ZM138 188H139V187H138ZM152 188H153V187H152ZM162 188H163V187H162ZM179 188H181V187H179ZM193 188H195V187H193ZM15 189H16V187H15ZM20 189H21V188H20ZM20 189H19V190H20ZM27 189H28V188H27ZM35 189H36V188H34V190H35ZM38 189H39V188H38ZM38 189H37V190H38ZM64 189H65V188H64ZM64 189H63V190H64ZM67 189H68V188H67ZM67 189H66V190H67ZM127 189H126V190H127ZM143 189H144V188H143ZM157 189H158V188H157ZM217 189H218V188H217ZM234 189H235V188H234ZM9 190H10V189H9ZM19 190H18V191H19ZM29 190H31V189H29ZM56 190H58V189H56ZM73 190H74V188H73ZM83 190H85V189H83ZM100 190L102 191V189H100ZM122 190H124V188H123ZM145 190H146V188H145ZM160 190H161V189H160ZM167 190H168V189H167ZM172 190H173V189H172ZM22 191H23V190H22ZM22 191H21V192H22ZM31 191H32V190H31ZM41 191H42V190H41ZM47 191H48V190H47ZM114 191H115V190H114ZM117 191H118V190H117ZM131 191H133V190H131ZM136 191H137V190H136ZM195 191H196V189H195ZM213 191H214V190H212V192H213ZM3 192H4V191H3ZM11 192H12V190H11ZM14 192H15V191H14ZM23 192L25 193V191H23ZM43 192H44V191H43ZM48 192H49V191H48ZM48 192H45V195H46V193H48ZM50 192H51V191H50ZM50 192H49V193H50ZM57 192H58V191H56V193H57ZM63 192H64V191H63ZM75 192H76V191H75ZM75 192H74V193H75ZM84 192H85V191H84ZM129 192H130V191H129ZM140 192H141V191H140ZM143 192H144V190H143ZM146 192H147V191H145V193H146ZM151 192L153 193V192H154V189H153V191H150V193H151ZM156 192H157V190H156ZM156 192H155V193H156ZM170 192H171V190H170ZM173 192H174V191H173ZM181 192H182V190H181ZM183 192H185V191H183ZM191 192H192V191H191ZM212 192H211V193H212ZM0 193H1V192H0ZM24 193H23V194H24ZM49 193H48V194H49ZM65 193H66V192H65ZM67 193H68V192H67ZM69 193H71V192H69ZM69 193H68V194H69ZM96 193H97V192H96ZM101 193H102V192H101ZM124 193H125V192H124ZM133 193H134V192H133ZM135 193H136V192H135ZM162 193H163V191H162ZM164 193H165V192H164ZM179 193H180V192H179ZM203 193H204V192H203ZM223 193H224V192H223ZM226 193H227V192H226ZM8 194H9V193H8ZM23 194H21V195L24 197ZM25 194H26V193H25ZM36 194H37V193H36ZM36 194H35V195H36ZM61 194H62V193L60 192V195H61ZM75 194H76V193H75ZM75 194H74V196H75ZM98 194H99V193H98ZM111 194H112V193H111ZM114 194H115V196H116V193H115V192H113L112 195H114ZM120 194H121V193H120ZM142 194H144V193H142ZM157 194H158V193H157ZM173 194H174V193H173ZM181 194H182V193H181ZM193 194H194V193H193ZM199 194H200V192H199ZM219 194H221V193L219 192ZM228 194H229V192H228ZM231 194H232V191H231ZM14 195H15V193H14ZM29 195H30V194H29ZM35 195H34V199H36V198H35ZM43 195H44V194H43ZM43 195H41V196L43 197ZM54 195H56L55 192H54ZM63 195H64V194H63ZM65 195L67 196V194H65ZM80 195H81V193H80ZM83 195H85V193H84ZM121 195H122V194H121ZM123 195H124V194H123ZM154 195H155V194H154ZM166 195H168V194L166 193ZM166 195H165V196H166ZM185 195H186V194H185ZM188 195H189V194H188ZM214 195H215V194H214ZM0 196H1V195H0ZM25 196H26V195H25ZM48 196H49V195H48ZM50 196H51V195H50ZM52 196H53V195H52ZM101 196H102V195H101ZM101 196H100V197H101ZM110 196H111V195H110ZM115 196H114V197H115ZM118 196H120V195H118ZM118 196H116V198H118ZM127 196H129V194H128ZM135 196H136V195H135ZM146 196H147V194H146ZM169 196H170V195H169ZM171 196H172V195H171ZM190 196H191V195H190ZM199 196H200V195H199ZM205 196H206V195H205ZM207 196H208V195H207ZM210 196H212V194H210ZM219 196H220V195H219ZM64 197H65V196H64ZM67 197H68V196H67ZM81 197H82V196H81ZM86 197H87V195H86ZM100 197H99V198H100ZM114 197L112 196V198H114ZM141 197H142V196H141ZM141 197H140V198H141ZM147 197H148V196H147ZM152 197H153V196H152ZM173 197H174V196H173ZM180 197H181V196H180ZM231 197H232V196H231ZM231 197H230V198H231ZM7 198H8V197H7ZM26 198H27V197H26ZM40 198H41V197H40ZM57 198H58V197H57ZM76 198H77V196H76ZM78 198H79V197H78ZM122 198H123V197H122ZM144 198H145V196H144ZM148 198H149V197H148ZM169 198H170V197H169ZM183 198H184V194H183ZM186 198H187V197H186ZM214 198H215V197H214ZM225 198H226V197H225ZM0 199H1V197H0ZM22 199H23V198H22ZM28 199H29V197H28ZM44 199H45V198H44ZM79 199H80V198H79ZM114 199H115V198H114ZM126 199H127V197H126ZM136 199H137V198H136ZM146 199H147V198H146ZM151 199H152V198H151ZM153 199H154V198H153ZM160 199H161V198H160ZM180 199H181V198H180ZM194 199H195V198H194ZM194 199H193V200H194ZM201 199H202V197H201ZM227 199H228V198H227ZM231 199H232V198H231ZM2 200H3V199H2ZM2 200H1V201H2ZM7 200H10V199H7ZM36 200H37V199H36ZM53 200H54V199H53ZM55 200H57V199H55ZM60 200H61V198H60ZM69 200H70V198H69ZM97 200H98V199H97ZM100 200H101V199H100ZM111 200H112V199H111ZM128 200H129V199H128ZM144 200H145V199H144ZM175 200H176V199H175ZM175 200H174V201H175ZM185 200H186V199H185ZM197 200H199V197L197 198ZM197 200H196V201H197ZM202 200H203V199H202ZM215 200H216V199H215ZM219 200H220V199H219ZM17 201H18V199H17ZM44 201H45V200H44ZM58 201H59V200H58ZM85 201H86V200H85ZM101 201H102V200H101ZM114 201H116V200H114ZM118 201H119V199H118ZM118 201H117V202H118ZM124 201H125V200H124ZM136 201H137V200H136ZM136 201H135V202H136ZM162 201H163V199H162ZM178 201L180 202V200H178ZM183 201H184V200H183ZM205 201H206V200H205ZM217 201H218V200H217ZM223 201H224V200H223ZM231 201H232V200H231ZM4 202H6V201H4ZM9 202L12 203V199H11V201H9ZM18 202H19V201H18ZM21 202H22V201H21ZM33 202H34V201H33ZM40 202H41V201H40ZM40 202H39V203H40ZM78 202H79V201H78ZM98 202H99V200H98ZM98 202H97V203H98ZM106 202H107V201H106ZM121 202H122V199H121ZM121 202H120V204H121ZM133 202H134V201H133ZM133 202H132V203H133ZM139 202H140V201H139ZM143 202H144V201H143ZM150 202H151V201H150ZM158 202H159V201H158ZM160 202H161V201H160ZM169 202H170V201H169ZM175 202H176V201H175ZM175 202H173V203H175ZM179 202H178V204H179ZM188 202H189V201H188ZM192 202H193V201H192ZM200 202H201V201H200ZM24 203H26V202H24ZM29 203H30V202H29ZM37 203H38V202H37ZM47 203H48V202H47ZM50 203H51V201H50ZM50 203H49V204H50ZM82 203H83V202H82ZM111 203H113V202H111ZM124 203H125V202H124ZM130 203H131V202H130ZM130 203H129V204H130ZM148 203H149V202H148ZM156 203H157V202H156ZM170 203H171V202H170ZM173 203H172V204H173ZM196 203H197V202H196ZM217 203H218V202H217ZM3 204H4V203H3ZM3 204H2V205H3ZM35 204H36V202H35ZM62 204H63V203H62ZM66 204H69V203H66ZM74 204H75V203H74ZM74 204H73V206H74ZM76 204H77V201H76ZM76 204H75V205H76ZM108 204H109V203H108ZM108 204H107V206H108ZM141 204H142V203H141ZM146 204H147V203H146ZM183 204H184V203H183ZM199 204H200V203H199ZM204 204H205V203H204ZM215 204H216V203H215ZM222 204H224V203H222ZM0 205H1V203H0ZM21 205H22V204H21ZM40 205H41V204H40ZM78 205H79V204H78ZM103 205H104V204H103ZM134 205H135V204H134ZM192 205H193V204H192ZM192 205H191V206H192ZM196 205H197V204H196ZM201 205H202V204H201ZM212 205H213V204H212ZM219 205H220V204H219ZM6 206H7V205H6ZM6 206H5V207H6ZM8 206H9V205H8ZM8 206H7V208H8ZM19 206H20V204H19ZM25 206H26V204H25ZM28 206H29V205H28ZM52 206H53V205H52ZM56 206H58V205H56ZM76 206H77V205H76ZM111 206H113V205H111ZM114 206H115V204H114ZM136 206H137V205H136ZM152 206H153V205H152ZM155 206H156V205H155ZM179 206H180V205H179ZM179 206H178V205H175V206H172L171 208H169V211H170V213H171L170 221L168 222V223H169V227H170L169 229H170V232L173 233V235L175 234L176 236H178V235L181 233L182 224L185 222V216H186V215H185L186 213H185V211H184L185 208L183 209V208H181V207H179ZM2 207H3V206H2ZM13 207H14V206H13ZM13 207H12V208H13ZM22 207H23V206H22ZM22 207H21V208H22ZM26 207H27V206H26ZM30 207H31V206H30ZM39 207H41V206H39ZM46 207H47V206H46ZM65 207H66V206H65ZM79 207H80V206H79ZM119 207H120V205H119ZM123 207H124V206H123ZM126 207H128V206H126ZM187 207H189V206H187ZM200 207H201V206H200ZM214 207H215V206H214ZM9 208H10V207H9ZM9 208H8V210H9ZM44 208H45V207H44ZM62 208H63V207H62ZM67 208H69V207H67ZM73 208H74V207L71 206V209H73ZM76 208H77V207H76ZM124 208H125V207H124ZM148 208H149V206H148ZM152 208H153V207H152ZM157 208H158V206H157ZM192 208H193V207H192ZM197 208H198V205H197ZM197 208H195V209H197ZM204 208H205V207H204ZM206 208H207V207H206ZM4 209L6 210V208H4ZM22 209H24V208H22ZM22 209H21V210H22ZM26 209H27V208H26ZM26 209H25V210H26ZM28 209H29V208H28ZM28 209H27V210H28ZM39 209H40V208H39ZM52 209H53V208H52ZM56 209H59V208L56 207ZM56 209H55V210H56ZM63 209H65V208H63ZM63 209H62V210H63ZM74 209H75V208H74ZM78 209H79V208H78ZM119 209H120V208H119ZM130 209H131V208H130ZM145 209H146V208H145ZM153 209H154V208H153ZM153 209H152V210H153ZM162 209H165V207L162 208ZM200 209H201V208H200ZM209 209H210V208H208V211H209ZM219 209H220V208L218 207V212L220 211ZM5 210H3V212H4ZM8 210H7V211H8ZM14 210H15V208H14ZM14 210H13V211H14ZM19 210H20V209H19ZM35 210H36V209H35ZM45 210H46V209H45ZM48 210H49V209H48ZM60 210H61V209H60ZM65 210H67V209H65ZM75 210H76V209H75ZM83 210H84V209H83ZM88 210H89V209H88ZM100 210H102V209H100ZM125 210H127V209H125ZM125 210H124V211H125ZM141 210H142V209H141ZM146 210H147V209H146ZM146 210H145V211H146ZM160 210H161V209H160ZM191 210H192V209H191ZM206 210H207V209H206ZM7 211H6V212H7ZM41 211H42V210H41ZM52 211H53V210H52ZM107 211H108V209H107ZM114 211H115V209H114ZM116 211H117V210H116ZM124 211H123V212H124ZM194 211H195V210H194ZM213 211H214V210H213ZM0 212H1V210H0ZM17 212H18V211H17ZM22 212H23V210H22ZM33 212H34V211H33ZM46 212H47V210H46ZM65 212H68V211H65ZM65 212H64V213H65ZM73 212H75V211H73ZM92 212H93V211H92ZM100 212H101V211H100ZM108 212H109V211H108ZM112 212H113V211H112ZM118 212H120V211H118ZM126 212H127V211H126ZM126 212H124V214H125ZM128 212H129V209H128ZM151 212H153V211H151ZM190 212H191V211H190ZM225 212H226V211H225ZM10 213H11V212H10ZM15 213H16V211H15ZM26 213H27V212H26ZM51 213H52V212H51ZM51 213H50V214H51ZM70 213H71V212H70ZM80 213H81V212H80ZM80 213H79V214H80ZM105 213H106V212H105ZM114 213H115V212H114ZM154 213H155V212H153L152 215H154ZM187 213H189V212H187ZM192 213H193V212H192ZM195 213H196V212H195ZM3 214L5 215V214H7V213H3ZM13 214H14V213H13ZM21 214H22V213H21ZM23 214H24V213H23ZM35 214H36V213H35ZM58 214H59V213H58ZM108 214H109V213H108ZM141 214H142V213H141ZM146 214H149V213H146ZM160 214H161V213H160ZM164 214H165V213H164ZM168 214H169V213H168ZM189 214H190V213H189ZM200 214H203V213H200ZM215 214H216V211H215ZM219 214H220V213H219ZM7 215H9V214H7ZM36 215H38V214H36ZM39 215H40V213H39ZM44 215H45V214H44ZM62 215H63V214H62ZM62 215H61V216H62ZM66 215H67V214H66ZM69 215H70V214H69ZM92 215H93V214H92ZM92 215H91V216H92ZM112 215H113V214H112ZM120 215H121V214L118 213L117 218H119ZM136 215H137V214H136ZM136 215H135V216H136ZM144 215H145V214H144ZM156 215H157V214H156ZM191 215H192V214H191ZM197 215H199V214H197ZM0 216H1V215H0ZM22 216H23V215H22ZM26 216H28V215L26 214ZM56 216H57V215H56ZM101 216H103V215H101ZM115 216H116V215H115ZM131 216H132V215H131ZM142 216H143V215H142ZM159 216H161V215H159ZM200 216H201V215H200ZM212 216H213V215H212ZM5 217H6V216H5ZM5 217H3V218H5ZM13 217H14V216H12V218H13ZM15 217H16V216H15ZM32 217H33V214H32ZM48 217H49V214H48ZM63 217H64V215H63ZM63 217H62V218H63ZM68 217H69V216H68ZM68 217L65 216L66 219H67ZM72 217H73V216H72ZM72 217H71V218H72ZM98 217H99V216H98ZM105 217H106V216H105ZM109 217H110V215H109ZM136 217H137V216H136ZM138 217H139V216H138ZM145 217H146V216H145ZM165 217H166V216H165ZM190 217H191V216H190ZM201 217H202V216H201ZM203 217H204V219L207 220V221H208V219H209V221L211 220V216H207V215L203 214ZM223 217H224V216H223ZM10 218H11V217H10ZM16 218H17V217H16ZM52 218H53V217H52ZM62 218H61V219H62ZM76 218H77V217H76ZM94 218H95V217H94ZM106 218H107V217H106ZM106 218H105V219H106ZM112 218H113V217H112ZM115 218H116V217H115ZM123 218H124V217H123ZM126 218H127V217H126ZM140 218H141V217H140ZM150 218H151V219H150ZM150 218H149V219H150V222H148L147 224H143V223H142L141 221H139V220L134 221V226H137L136 228H138V229L140 230V234L137 235L135 238H136V240H137V239H138V240H139V239H140V240H141V239H146V240L148 241V245H151V246L153 245V247H154V243H157V242L163 243V241H165V240L167 239L168 236H171V235H170L171 233L169 232V233H170V234H169L168 232L165 233L164 231H162V226H161V224L158 222V219H159V218L157 219L155 215L152 216V217H150ZM163 218H164V216H163ZM166 218H167V217H166ZM166 218H165V219H166ZM215 218H216V216H215ZM1 219H2V218H1ZM19 219H20V216H19ZM19 219H18V222H19ZM40 219H41V218H40ZM59 219H60V218H59ZM74 219H75V218H74ZM86 219H88V218H86ZM90 219H91V217H90ZM110 219H111V218H110ZM138 219H139V218H138ZM143 219H144V218H143ZM143 219H142V220H143ZM147 219H148V218H147ZM168 219H169V218H168ZM188 219H189V218H188ZM202 219H203V218H202ZM21 220H22V217H21ZM31 220H32V219H31ZM34 220H35V219H34ZM45 220H46V219H45ZM51 220H52V219H51ZM72 220H73V219H72ZM100 220H102V219H100ZM103 220H104V218H103ZM106 220H107V219H106ZM106 220H105V221H106ZM160 220H161V219H160ZM189 220H190V219H189ZM3 221H4V220H3ZM3 221H2V222H3ZM7 221H8V220H7ZM13 221H14V220H13ZM26 221L28 222V220H26ZM36 221H37V217H36ZM60 221H62V220H60ZM67 221H68V220H67ZM70 221H71V220H70ZM70 221H69V222H70ZM87 221H88V220H87ZM94 221H95V219H94ZM117 221H119V219H117ZM161 221H162V220H161ZM199 221H200V220H199ZM212 221H213V218H212ZM219 221H221V220H219ZM0 222H1V221H0ZM27 222H26V223H27ZM32 222H33V221H32ZM57 222H58V220H57ZM62 222H63V221H62ZM69 222H67V223L69 224ZM73 222H74V221H73ZM96 222H97V221H96ZM98 222H99V221H98ZM106 222H107V221H106ZM106 222H105V224H106ZM131 222H132V221H131ZM131 222H130V223H131ZM189 222H190V221H189ZM9 223H10V222H9ZM15 223H16V222H15ZM20 223H21V222H20ZM33 223H34V222H33ZM53 223H54V222H53ZM111 223H112V222H111ZM119 223H120V222H119ZM126 223H127V222H126ZM145 223H146V222H145ZM168 223H167V225H168ZM191 223H192V222H191ZM191 223H190V224H191ZM195 223H196V221H195ZM214 223H215V221H214ZM221 223H222V222H221ZM0 224H1V223H0ZM12 224H13V222H12ZM17 224H18V223H17ZM22 224H23V223H22ZM61 224H62V223H61ZM71 224H72V223H71ZM105 224H104V227H105ZM108 224H109V223H108ZM117 224H118V223H117ZM188 224H189V223H188ZM190 224H189V225H190ZM199 224H200V223H199ZM211 224H212V223H211ZM217 224H218V223H217ZM219 224H220V223H219ZM6 225H7V224H6ZM33 225H34V224H33ZM42 225H43V224H42ZM46 225H47V224H46ZM59 225H60V224H59ZM66 225H67V224H66ZM86 225H87V224H86ZM88 225H90V224H88ZM93 225H94V222H93ZM96 225H97V223H96ZM102 225H103V224H102ZM106 225H107V224H106ZM121 225H122V224H121ZM197 225H198V224H197ZM206 225H207V224H206ZM208 225H209V224H208ZM1 226H2V225H1ZM53 226H54V225H53ZM55 226H56V224H55ZM55 226H54V227H55ZM60 226H61V225H60ZM72 226H73V225H72ZM99 226L101 227L100 224H99ZM113 226H114V225H113ZM122 226H123V225H122ZM130 226H131V225H130ZM203 226H204V225H203ZM212 226H213V225H212ZM25 227H26V225H25ZM35 227H36V226H35ZM38 227H40V225H39ZM63 227H64V226H63ZM67 227H68V226H67ZM69 227H71V226H69ZM108 227H109V226H108ZM118 227H119V226H117V230H118ZM5 228H6V227H5ZM15 228H17V226H15ZM19 228H21V227H19ZM30 228H31V227H30ZM48 228H49V226H48ZM48 228H47V229H48ZM56 228H57V227H56ZM56 228H54V229H56ZM58 228H59V227H58ZM83 228H84V227H83ZM85 228H86V227H85ZM90 228H91V227H90ZM119 228H120V227H119ZM122 228H123V227H122ZM130 228H131V227H130ZM164 228H166V227H164ZM0 229H1V228H0ZM3 229H4V228H3ZM11 229H12V228H11ZM11 229H10V230H11ZM22 229H23V228H22ZM63 229H64V228H63ZM67 229H68V228H67ZM95 229H96V228H95ZM98 229H99V228H98ZM167 229H168V228H167ZM193 229H194V228H193ZM213 229H215V228H213ZM213 229H212V230H213ZM221 229H222V228H221ZM221 229H220V230H221ZM8 230H9V229H8ZM31 230H32V229H31ZM37 230H38V229H37ZM37 230H36V231H37ZM57 230H58V229H57ZM61 230H62V229H61ZM69 230H70V229H69ZM80 230H83V229L81 228ZM100 230H101V229H100ZM106 230H107V229H106ZM106 230H105V231H106ZM127 230H128V229H127ZM164 230H165V229H164ZM189 230H190V229H189ZM201 230H202V228H201ZM14 231H16V230H14ZM21 231H22V230H21ZM40 231H41V230H40ZM45 231H46V230H45ZM64 231H65V230H64ZM70 231H71V230H70ZM87 231H88V230H85L86 234H85V236L82 237V238H83L82 243H83L85 246H88V245H89L88 247H89L90 250H91L90 252H93V251H95V250H97V249L99 250V240H98L99 238H97V234H96V233H87ZM91 231H92V230H91ZM91 231H90V232H91ZM96 231H97V229H96ZM107 231H108V230H107ZM112 231H113V230H112ZM125 231H126V230H125ZM167 231H168V230H167ZM184 231H185V230H184ZM191 231H192V230H191ZM196 231H197V230H196ZM196 231H194V232H195L194 235H195L196 237H201V236H202L201 231H199V232H197V233H196ZM1 232H2V230H1ZM18 232H19V231H18ZM33 232H34V231H33ZM50 232H51V231H50ZM58 232H59V231H58ZM62 232H63V231H62ZM81 232H82V231H80L79 233H81ZM122 232H123V231H122ZM188 232H189V231H188ZM215 232H216V231H215ZM21 233H22V232H21ZM24 233H25V232H24ZM37 233H38V232H37ZM51 233L54 234L53 232H51ZM55 233H56V232H55ZM77 233H78V232H77ZM99 233H100V232H99ZM99 233H98V234H99ZM106 233H107V232H106ZM117 233H118V232H117ZM126 233H127V232H126ZM136 233H137V232H136ZM189 233H190V232H189ZM191 233H192V232H191ZM216 233H217V232H216ZM19 234H20V233H19ZM27 234H28V233H27ZM35 234H36V233H35ZM45 234H46V233H45ZM45 234H44V235H45ZM47 234H48V233H47ZM56 234H57V233H56ZM70 234H71V233H70ZM101 234H102V233H101ZM115 234H116V232H115ZM128 234H129V238H128L127 240H125V239H126V238H125V239H124L125 241L123 242V240L121 239V240H122V249H123V250H122L120 253L118 252V254H116L114 257L111 258V260H112V261H111V262H112L111 264H129V263L132 262V259H133V256H132V255H133V254H132V253H133V252H132V240H133V239H132V231H130V233H128ZM164 234H165V235H164ZM244 234H245V232H244ZM12 235H13V234H12ZM79 235H80V234H79ZM118 235H119V234H118ZM4 236H5V235H4ZM6 236H7V235H6ZM8 236H9V235H8ZM20 236H21V235H20ZM20 236H19V237H20ZM50 236H51V235H50ZM60 236H62V234H61ZM111 236H113V235L111 234ZM139 236H140V237H139ZM181 236H182V235H181ZM188 236H189V235H188ZM208 236H211V235H208ZM33 237H34V236H33ZM36 237H38V235H37ZM44 237H45V236H44ZM62 237H63V236H62ZM67 237H68V236H67ZM75 237H76V236H75ZM105 237L108 238V236H105ZM105 237H104V238H105ZM123 237H124V236H123ZM173 237H174V236H173ZM179 237H180V236H179ZM190 237H191V236H190ZM219 237H220V236H219ZM219 237H218V238H219ZM4 238H5V237H4ZM9 238H10V237H9ZM9 238H8V239H9ZM27 238H28V237H27ZM45 238H46V237H45ZM58 238H59V237H58ZM76 238H78V237H76ZM82 238H81V239H82ZM100 238H101V237H100ZM104 238H103V239H104ZM113 238H114V236H113ZM185 238H186V237H185ZM13 239H14V238H13ZM17 239H18V238H17ZM17 239H16V240H17ZM19 239H20V238H19ZM23 239H24V238H23ZM23 239H22V240H23ZM36 239H37V238H36ZM43 239H44V238H43ZM47 239H48V238H47ZM56 239H57V238H56ZM64 239H65V238H64ZM70 239H71V238H70ZM70 239H69V240H70ZM81 239H80V240H81ZM181 239H182V238H181ZM183 239H184V238H183ZM191 239H192V238H191ZM200 239H202V238H200ZM200 239H199V240H200ZM25 240H26V239H25ZM28 240H30V239H28ZM32 240H33V239H32ZM45 240H46V239H45ZM60 240H61V239H60ZM67 240H68V239H67ZM67 240H66V241H67ZM74 240H77V239H74ZM100 240H101V239H100ZM104 240H105V239H104ZM104 240H103V241H104ZM112 240H113V239H112ZM116 240H117V238H116ZM136 240H135V242H136ZM240 240H242V237L240 238ZM40 241H41V240H40ZM46 241H49V239L46 240ZM53 241H54V240H53ZM61 241H62V240H61ZM66 241H65V242H66ZM171 241H172V240H171ZM175 241H176V240H175ZM191 241H192V240H191ZM197 241H198V240H197ZM208 241H209V240H208ZM208 241H207V242H208ZM217 241H218V240H217ZM217 241L215 240V242H217ZM6 242H7V241H6ZM6 242H5V243H6ZM11 242H12V241H11ZM18 242H19V241H18ZM20 242L23 243L22 241H20ZM20 242H19V243H20ZM26 242H27V241H26ZM26 242L24 241V243H26ZM59 242H60V241H59ZM74 242H75V241H74ZM78 242H79V240H78ZM105 242H106V241H105ZM109 242H112V241L109 240ZM215 242H214V243H215ZM5 243H4V244H5ZM12 243H13V242H12ZM29 243H30V241H29ZM29 243H28V244H29ZM53 243H55V242H53ZM62 243H63V242H62ZM67 243L69 244V242H67ZM79 243H80V242H79ZM106 243H107V242H106ZM117 243H118V242H117ZM139 243H141V242H139ZM174 243H175V242H174ZM178 243H180V242H178ZM188 243H189V242H188ZM9 244H10V243H9ZM16 244H17V243H16ZM16 244H15V245H16ZM46 244H47V243H46ZM49 244H50V243H49ZM60 244H61V243H60ZM60 244H59V245H60ZM108 244H109V243H108ZM118 244H119V243H118ZM118 244H117V245H118ZM184 244H185V243H184ZM6 245H7V244H6ZM37 245H38V244H37ZM44 245H45V243H44ZM44 245H43V246H44ZM50 245H51V244H50ZM63 245H64V243H63ZM102 245L105 246V243H102ZM112 245H113V244H112ZM117 245H116V246H117ZM164 245H165V244H164ZM169 245H170V243H169ZM185 245H186V244H185ZM192 245H193V244H192ZM2 246H3V245H2ZM10 246H11V245H10ZM12 246H13V245H12ZM18 246H19V245H18ZM30 246H32V245L30 244ZM41 246H42V245H41ZM43 246H42V247H43ZM55 246H56V244H55ZM64 246H66V245H64ZM64 246H63V247H64ZM85 246H84V247H85ZM104 246H103V247H104ZM136 246H137V245H136ZM143 246H144V245H143ZM158 246H159V245L157 244L156 248H153V247H152V248H153L152 253H151L152 258L149 259V260L143 261L144 264H176L175 262H177L178 264H202V259H203V255H204V253H205V248L203 247V245L201 244L200 241H199L198 244H196V245H193V246H190V245H189L190 247H188V248H183L184 246L181 247V246H179V245H174V246H172V247H162V244H161V247H158ZM166 246H167V245H166ZM212 246H213V245H212ZM8 247H9V246H8ZM19 247H20V246H19ZM24 247H25V246H24ZM32 247H34V246H32ZM35 247H36V246H35ZM38 247H39V246H38ZM45 247H46V245H45ZM57 247H58V246H57ZM73 247H74V246H73ZM78 247H79V246H78ZM101 247H102V246H101ZM146 247H147V246H146ZM9 248H10V247H9ZM28 248H29V247H28ZM43 248H44V247H43ZM59 248H60V247H59ZM68 248H69V247H68ZM111 248H112V247H111ZM0 249H1V247H0ZM35 249H36V248H35ZM39 249H41V248H39ZM45 249H46V248H45ZM48 249H49V248H48ZM48 249H47V250H48ZM50 249H52L51 251H53V248H50ZM75 249H76V248H75ZM77 249H78V248H77ZM79 249H80V247H79ZM87 249H88V248H87ZM12 250H13V249H12ZM12 250H11V251H12ZM18 250H19V249H18ZM22 250H23V249H22ZM27 250H28V249H27ZM30 250H31V248H30ZM30 250H29V251H30ZM43 250H44V249H43ZM55 250H56V249H55ZM67 250H68V249H67ZM69 250H71V249H69ZM103 250H105V249H103ZM114 250H115V249H114ZM135 250H136V249H135ZM142 250H143V248H142ZM209 250H210V249H209ZM209 250H207V251H209ZM214 250H215V248H214ZM5 251H6V250H4V252H5ZM11 251H10V252H11ZM23 251H24V250H23ZM23 251H22V253H23ZM25 251H26V250H25ZM40 251H42V250H40ZM57 251H58V250H57ZM59 251H60V250H59ZM74 251H75V250H74ZM83 251L86 252V251H88V250H83ZM83 251H82V252H83ZM109 251H110V250H109ZM148 251H149V250H148ZM17 252H18V251H17ZM32 252H33V250H32ZM44 252H45V251H44ZM44 252H43V253H44ZM49 252H50V251H49ZM54 252H55V251H54ZM63 252H64V251L62 250V253H63ZM82 252H80V254H81ZM96 252H97V251H96ZM98 252H99V251H98ZM134 252H135V251H134ZM140 252H141V251H140ZM145 252H146V251H145ZM150 252H151V251H150ZM12 253H13V252H12ZM19 253H20V252H19ZM43 253H42V254H43ZM55 253H56V252H55ZM68 253H69V252H68ZM78 253H79V252H78ZM87 253H88V252H87ZM87 253H86V254H87ZM1 254H2V253H1ZM8 254H9V253H8ZM23 254H24V253H23ZM48 254H49V253H48ZM48 254H47V255H48ZM50 254H51V252H50ZM86 254H85V255H86ZM90 254H92V253H90ZM105 254H106V253H105ZM134 254H135V253H134ZM205 254H206V253H205ZM207 254H209V252H207ZM212 254H213V252H212ZM10 255H11V254H10ZM13 255H14V254H13ZM18 255H19V254H18ZM34 255H35V254H34ZM39 255H40V254H39ZM44 255H46V254L44 253ZM47 255H46V256H47ZM56 255L59 256L58 254H56ZM74 255H75V254L73 253V255H71V256H74ZM81 255H83V254H81ZM111 255H113V254H111ZM136 255H137V254H136ZM1 256H2V255H1ZM6 256H7V255H6ZM15 256H16V255H15ZM29 256H30V254H29ZM42 256H43V255H42ZM46 256H45V257H46ZM50 256H51V255H50ZM50 256H49V257H50ZM54 256H55V255H54ZM68 256H69V255H68ZM83 256H84V255H83ZM143 256H144V254H143ZM210 256H211V255H210ZM16 257H17V256H16ZM16 257H15V258H16ZM35 257H36V256H35ZM35 257H34V258H35ZM43 257H44V256H43ZM47 257H48V256H47ZM51 257H53V256H51ZM59 257H60V256H59ZM69 257H70V256H69ZM75 257H77V256H75ZM75 257H74V258H75ZM79 257H80V255H79ZM81 257H82V256H81ZM85 257H86V256H85ZM91 257H92V256H91ZM106 257H107V256H106ZM135 257H136V256H135ZM138 257H139V256H138ZM146 257H147V256H146ZM6 258H7V257H6ZM15 258H14V259H15ZM17 258H18V257H17ZM53 258H55V257H53ZM53 258H52V259H53ZM56 258H57V257H56ZM62 258H63V256H62ZM64 258H65V257H64ZM77 258H78V257H77ZM94 258H96V257H94ZM94 258H90V257L87 255V257H86V261H88V264H105L104 260H102V259H104V258H102V259L100 258L101 260H99V259H95V260H94ZM140 258H141V257H140ZM142 258H143V257H142ZM204 258H205V257H204ZM7 259H8V258H7ZM9 259L11 260L12 257H10ZM36 259H37V257H36ZM38 259H39V258H38ZM38 259H37V260H38ZM41 259H43V258H41ZM45 259H46V258H45ZM70 259H71V258H70ZM82 259H83V261H84V258H82ZM137 259H138V258H137ZM18 260H19V259H18ZM31 260H32V259H31ZM34 260H35V259H34ZM49 260L51 261L50 258H49ZM49 260H48V261H49ZM56 260H57V259H56ZM58 260H60V259H58ZM58 260H57V261H58ZM65 260H66V259H65ZM7 261H8V260H7ZM35 261H36V260H35ZM35 261H34V264H35ZM54 261H55V259H54ZM54 261H53V262H54ZM70 261H71V260H70ZM70 261H69V262H70ZM72 261H73V260H72ZM76 261H77V260H76ZM86 261H84V262H86ZM107 261H108V260H107ZM138 261H142V260H138ZM174 261H175V262H174ZM14 262H15V261H14ZM42 262H43V261H42ZM60 262H61V260H60ZM64 262H65V261H64ZM66 262H68V261H66ZM69 262H68V263H69ZM84 262H83V263H84ZM143 262H142V263H143ZM210 262H211V261H210ZM4 263H5V262H4ZM4 263H3V264H4ZM38 263H40V262L38 261ZM106 263H107V262H106ZM134 263H135V262H134ZM142 263H141V264H142ZM7 264H8V263H7ZM15 264H16V263H15ZM41 264H42V263H41ZM47 264H48V263H47ZM54 264H55V263H54ZM60 264H61V263H60ZM63 264H64V263H63ZM69 264H71V263H69ZM76 264H77V263H76ZM79 264H80V263H79ZM86 264H87V263H86ZM107 264H108V263H107Z\"/></svg>","mask_w":264,"mask_h":264}]
</instances>
